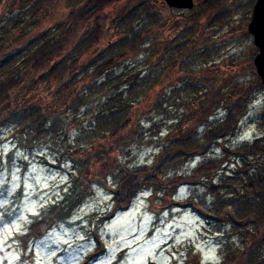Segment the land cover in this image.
Returning <instances> with one entry per match:
<instances>
[{"label":"trees","instance_id":"16d2710c","mask_svg":"<svg viewBox=\"0 0 264 264\" xmlns=\"http://www.w3.org/2000/svg\"><path fill=\"white\" fill-rule=\"evenodd\" d=\"M14 1L0 0V127L16 124L34 141L42 136L65 137L63 151L80 154L78 164L84 171L97 167L96 184L113 180L114 206L106 219L129 207L143 189L168 203L180 186L203 187L212 196L210 204L192 194L177 207L194 210L217 233L218 264H264V135L227 149L222 157L204 159L189 173L181 171L194 157H207L218 140L236 135L249 101L258 88L264 89L259 76L252 88L233 84L229 92L226 81L212 88L188 82L184 91L189 94L181 97L187 109L167 128L161 126L165 121L151 119L149 130L144 119L163 111L167 83L175 74L191 70L196 49L192 27L168 40L164 49L157 35L162 23L146 1L124 5L126 0H20L16 14ZM227 1L202 0L187 11L190 18L201 21ZM143 52L159 53L154 62L147 60L149 72L133 62ZM96 97L88 125L76 139L68 140V127L55 111L75 114L86 106L83 113L88 114ZM224 104V117L211 124L213 111ZM154 128L165 135L155 139ZM143 129H148L145 137L148 131L152 134L149 141L160 142L158 152L152 163L128 167L120 155ZM231 155L239 165L226 174L223 165ZM79 159L72 156V164ZM76 179L63 199L34 217L50 222L47 229L72 216L82 204L89 187L78 183V175ZM94 236L99 247L101 241L97 233ZM100 252L97 248L88 258Z\"/></svg>","mask_w":264,"mask_h":264},{"label":"rangeland","instance_id":"374dc122","mask_svg":"<svg viewBox=\"0 0 264 264\" xmlns=\"http://www.w3.org/2000/svg\"><path fill=\"white\" fill-rule=\"evenodd\" d=\"M129 1L126 0L124 5ZM138 1L149 2L158 13L162 24L157 35L164 49L169 44L168 40L181 36L187 28L192 27L195 31L193 43L196 49L190 59L191 70L195 71H189L188 68L183 75L175 74L171 84L167 83L162 92L163 111L154 112L144 119L147 128L151 126V119L165 121V125L161 126L167 128L170 125L168 122L187 109L181 105V97L189 94L184 91L188 82L202 83L203 87L212 88L226 81L227 92L231 90L229 85L233 84L237 88L244 84L253 87L258 77L253 59L258 49L248 31V25L256 0H228L201 21L190 18L187 10L169 8L162 4V0ZM201 1L195 0L196 5ZM20 3V0L14 1L15 14L20 11ZM150 48L157 49L153 46ZM146 52L133 60L143 72L145 68L147 72L150 70L148 59L154 62L158 54L165 51L161 49L158 54L149 52L145 55ZM89 81L88 78L85 80ZM225 96L230 97L228 94ZM95 99L89 104L88 114L83 113L86 106L78 109L75 114H67L66 110L64 113L61 110L55 111L54 115L63 119L64 126L68 127V140L76 139L81 134L80 130L88 125L90 110L94 109L98 98ZM225 107L226 104L213 111L210 123L224 117ZM263 113L264 89L258 88L248 103L236 135L218 140L207 157H194L181 171L189 173L204 159L222 157L227 149L251 143L264 135ZM202 127H199L200 131ZM148 129L151 130V127ZM148 129L141 130L133 140H129V145L123 149L119 159L124 165L136 167L153 162L160 142L149 141V135L155 133L156 139L165 133H156L154 128L151 133L147 132L146 138L144 131ZM62 139L65 137L42 136L34 141L27 131L16 124L0 127V264L220 262V238L217 233L212 232L211 226L206 225L194 210L177 207L192 194L210 204L212 196L203 187L180 186L176 194L168 198L171 199L168 203H162L159 196L152 197L150 189H143L128 208L117 210L106 219L114 206L113 180L109 178L104 184H96L100 180L93 173L97 167L92 166L90 172L84 171L78 164L81 155H67L63 151L66 148ZM72 156L73 159H79V162L72 164ZM236 165H239V160L231 155L223 165L226 167L225 173H230V169H235ZM77 175L78 183L85 188L89 187L82 204L72 216L47 229L50 222L43 223L45 219L41 221L34 217L47 205L63 199L73 182L77 181ZM95 233L101 241L99 247ZM97 248L103 252L88 258Z\"/></svg>","mask_w":264,"mask_h":264},{"label":"water","instance_id":"95a60500","mask_svg":"<svg viewBox=\"0 0 264 264\" xmlns=\"http://www.w3.org/2000/svg\"><path fill=\"white\" fill-rule=\"evenodd\" d=\"M170 8L193 9L195 0H163ZM248 31L253 36L254 44L258 48L253 62L256 72L264 84V0H256Z\"/></svg>","mask_w":264,"mask_h":264},{"label":"flooded vegetation","instance_id":"af4514ba","mask_svg":"<svg viewBox=\"0 0 264 264\" xmlns=\"http://www.w3.org/2000/svg\"><path fill=\"white\" fill-rule=\"evenodd\" d=\"M162 4L166 5V4L163 2V0H162Z\"/></svg>","mask_w":264,"mask_h":264}]
</instances>
